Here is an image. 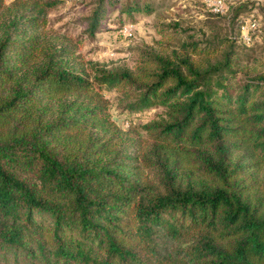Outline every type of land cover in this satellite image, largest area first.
Here are the masks:
<instances>
[{"label": "trees", "instance_id": "trees-1", "mask_svg": "<svg viewBox=\"0 0 264 264\" xmlns=\"http://www.w3.org/2000/svg\"><path fill=\"white\" fill-rule=\"evenodd\" d=\"M60 1L0 0V16ZM118 1L98 0L90 33ZM36 37L0 35V264H264V72L238 79L231 43L215 62L152 55L92 76ZM113 89L129 112L166 110L143 160L98 137L117 130Z\"/></svg>", "mask_w": 264, "mask_h": 264}, {"label": "rangeland", "instance_id": "rangeland-1", "mask_svg": "<svg viewBox=\"0 0 264 264\" xmlns=\"http://www.w3.org/2000/svg\"><path fill=\"white\" fill-rule=\"evenodd\" d=\"M125 1L119 0L110 9L94 33L86 19L98 0H61L41 12L35 7L17 12L9 7L0 16V35L11 32L12 39L36 35V41L30 43H36L54 61L62 59L70 68L85 69L92 76L98 71L136 70L152 55L176 59L188 54L201 65L215 62L231 43L240 53L238 79L264 72V0H150V10L132 14L121 12ZM144 2L147 0L142 5ZM126 26L133 28L131 36L124 32ZM194 46L216 52L195 54ZM105 94L117 130H101L98 137L108 149L129 151L143 160L152 144L143 127L167 118L166 110L159 106L129 112L122 92L113 89ZM142 166L149 179H157L155 167L147 168L145 161Z\"/></svg>", "mask_w": 264, "mask_h": 264}, {"label": "built area", "instance_id": "built-area-1", "mask_svg": "<svg viewBox=\"0 0 264 264\" xmlns=\"http://www.w3.org/2000/svg\"><path fill=\"white\" fill-rule=\"evenodd\" d=\"M124 32L127 34V35H132L133 34V28L131 26H126L124 28ZM248 39V37H246ZM249 40V39H248Z\"/></svg>", "mask_w": 264, "mask_h": 264}]
</instances>
